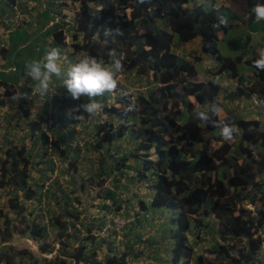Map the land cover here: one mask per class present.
<instances>
[{
    "label": "trees",
    "instance_id": "1",
    "mask_svg": "<svg viewBox=\"0 0 264 264\" xmlns=\"http://www.w3.org/2000/svg\"><path fill=\"white\" fill-rule=\"evenodd\" d=\"M78 1L80 6L72 25L73 39L69 45L72 58L91 55L109 64L112 62L109 53L115 50L123 69L134 70L137 76L151 84L145 92L129 91V96L121 95L127 90L118 92L111 104L106 103L107 92L97 98L103 101L101 114H105L107 119L102 118L92 127L94 140L88 145L93 150H102L106 145L105 150L113 161V167L122 168L111 188H103L101 208L109 210L106 201L110 200L116 202L119 209L121 203L114 198V188L121 186L127 189L129 182L135 178L127 175L128 169H132L139 180L146 179L150 184V207L175 212L177 227L171 236L174 242L169 251L172 264H264V259L259 257V249L264 246V180L259 177L264 173V128L258 120L237 115L212 116L207 122L195 118L197 109L208 111L214 103L221 107L217 97L219 83L195 81L193 78L197 72L193 64L172 50L175 43L184 44L199 36L204 46L202 51L211 53L219 61V69L227 70L231 75L237 74L236 62L222 56L215 45L217 33L230 28L229 20L236 19L237 14L225 5L208 9L202 5L189 7L187 2L190 0H145L144 3L140 0ZM249 3L250 0H247V5ZM55 10L46 8L43 11L45 22L53 18L50 12L55 16ZM221 15L228 18V27L216 28L214 25ZM58 25L54 24L49 31L39 35L32 33V40L21 48L32 49L33 55L22 65L15 64L14 71H0V85L5 87V96L16 92L10 87L19 76L31 82L27 92L35 88V82L25 74V65L40 60L48 48L65 44L63 28L68 24L61 21ZM60 26L62 28L57 32L55 28ZM106 29H117L122 34L105 38ZM16 32L25 40L31 35L25 28ZM47 34L52 37L49 44L45 40ZM256 59L258 56L247 62L253 64ZM9 64L12 66L11 60ZM256 76L258 79L253 85L264 96V71L257 69ZM10 81L11 84L8 83ZM189 96H193L197 104ZM0 102L3 103L2 100ZM130 102L136 103L140 110L125 113L124 109ZM19 104L22 115L29 116L30 107L26 100H21ZM112 117L118 121L116 125L111 121ZM221 119H226L237 129L232 145L224 143L218 146L217 142L223 138L216 136L218 127L215 123ZM26 128L33 134L39 131L38 135L32 136L35 142L37 139L42 142L40 146L45 147L43 157L47 156L49 138L43 124L31 121ZM50 130L54 133L50 142L52 151L60 162L70 158L71 150L72 154L79 155V148L63 146L61 127L54 124ZM127 133L133 140L130 151L110 154V146L115 139ZM7 137L8 134L4 136L5 139ZM3 154L0 157V187H7V191L11 188V191L7 210L0 208V217L4 218L0 225V245L8 242L14 233L11 218L5 215L8 210H21L24 202L34 196L38 201L43 196L49 199L54 191L47 187L44 189V182L50 176L42 170L41 183L34 179V187L29 184L32 165L24 146L12 145ZM48 162L52 164V159L48 158ZM69 166L71 171L76 170L75 163L71 162ZM48 169L53 173L54 167ZM70 173L72 181L66 182L67 186L59 194L61 201H56L58 211L53 212L48 200L49 208L45 212L47 223L32 220L26 224L27 232L19 231L33 239L41 255H36L29 248L17 249L5 244L0 246V264H19L15 262V257L24 258L27 253L31 258L29 264H129L127 253L109 255L113 248L108 238L95 235L106 225V220L102 216L87 220L79 194L87 193L86 182L84 179L77 180ZM88 174H91L92 180L95 173L90 171ZM122 178L124 183L118 184ZM104 182L105 179H101L96 185ZM89 183L92 185V182ZM19 191L24 201L17 204ZM139 203L145 209L144 201ZM248 204H252L254 209L248 208ZM211 219L217 221L221 243L214 244L212 252L215 260L208 261L202 254L196 253L189 235L193 234L195 241L201 239L204 231H210ZM48 227L58 229L52 238L59 244V250L51 257L43 255L52 252L55 247L53 240L47 241L50 235ZM103 248L106 253L104 258L99 259L98 252Z\"/></svg>",
    "mask_w": 264,
    "mask_h": 264
},
{
    "label": "clouds",
    "instance_id": "2",
    "mask_svg": "<svg viewBox=\"0 0 264 264\" xmlns=\"http://www.w3.org/2000/svg\"><path fill=\"white\" fill-rule=\"evenodd\" d=\"M49 1H50V3L48 4L46 2V0H4L5 11L2 14H0V17H1V15H6L8 23L5 25V28L3 29V32H2L3 42H5V41L8 42L7 39H9L11 32H13L17 28L22 27V25L24 28H30L31 25H34L33 22L35 19L37 20L36 21L37 24L34 25L35 27L31 31V33H35L38 35L46 32V31H49L51 28H53L54 24L55 25H57V24L61 25V21H63L64 24H68L69 26L66 25L63 28L65 30V31H63L65 33V39H64L65 44L64 45H60V47H59V45L56 44L57 46L50 47L45 51V54H44L42 59L33 60V61L26 63L25 74L32 81L35 82V88L32 89L30 92H27L26 88L31 86V82L26 81L24 78V81L26 82V83H24L26 85L25 91L24 90L19 91V88H15V86L13 85L10 87V89L14 88V89H16V92H14L10 96H5L4 95L5 87L0 85V100L3 101V103L0 102V105L3 106L7 101H9L11 99L12 101H10V104L8 106V107H11V114H13L14 109H18L20 116H21L19 118L22 119V123L25 122L26 126L31 121H36L40 124H43L44 130H45L48 138L50 137L49 135L52 134V136L49 138V143L47 144L46 148H47V152H48L47 156L53 159V157L57 158L58 156L56 154H54L52 151V145L50 144V142L52 140V137H54V133H53V130L51 131L50 129L51 128L53 129V125L55 124V125L61 127V130L63 132L62 135L64 133L66 134V132L63 130V126L58 123V121H62V120H60L59 116H57V114H56V113H59L58 112L59 110L64 111V113L67 117L73 119V124L83 126V121H85L86 119L89 118V120L86 121V125L88 123H93V126H94L95 124H98L101 121L102 118H100V117H101V115H103V114H101V112L104 109L103 101L100 102V100L97 99L98 97H103L104 94L107 92L108 97H107L106 103L111 104L112 102H114V99L116 98V95L118 92H122L124 90H127V91L122 92L121 95L129 96L130 95L129 91L145 92L148 88L151 87V84L150 83L147 84V81L145 79H141L140 76H137V74L134 70L133 71H127V70L123 69L122 61H121V59L117 58V54H116L115 50H113L109 53V55L112 57V62L109 64L105 63V61L103 59H98L97 57L91 56V55H85V56L79 58L78 60H75L76 57H74V59H73L72 56L70 55L71 54L70 50H72V49L70 48L69 45L73 39V37L71 36V34L74 30V28L72 29V25L76 19V15H77V12L79 10V6H80L79 1L78 0H72V2L76 3L78 6L76 8V13H75L72 20L66 21V19L63 18L64 16L63 17L59 16L57 10H55V12H56L55 16H53V14L50 12V17H53V18H50L47 22H45V20L43 18V11L46 8H55L58 5L63 6V2L66 0H49ZM209 1H210V7H220L221 5H225V6L229 7V5H228L229 1L228 0H209ZM33 2H37V4L33 3ZM144 2H145V0H140V3H144ZM226 2H227V4H226ZM187 5L189 7H191L194 5H202V4H197L194 2V0H190L189 2H187ZM205 9H208V8H205ZM232 12L236 13L233 10H232ZM237 17L234 20H236L238 22L240 21V19H242L243 21H251V22H254L256 24L259 23L260 21H264V0H250L249 5H247V0H246L245 1V8L242 10V14H240V16L237 14ZM253 24H251L247 29L250 33L257 31L256 29L253 28V26H252ZM232 25L233 24H231L230 26H232ZM214 26L216 28L228 27V18L223 16V15L219 16L217 18V22ZM60 28H62V26L56 27L55 29L58 32V30ZM55 29H53V30L55 31ZM219 32H223V31H219ZM218 33H217V36H218ZM120 34H122V33H120L117 29L115 31H113L111 29H106L104 31L105 38L115 37L116 35H120ZM68 35L70 36V40L67 42L66 38ZM51 39H52L51 35L47 34L45 37V40L48 42V44L51 43ZM192 42L193 43L197 42V47L199 45L201 46V51H199V52L209 54L210 57L215 61V58L211 55V53L202 51V48H204V46H203L202 40L199 36L195 37L191 41H188L184 44L175 43L173 45V47L178 45V46H183V49H184V47L187 43H192ZM262 45L260 46V48L257 49L258 53H254L251 55L250 58H245V60H244L245 63L251 65L253 68L251 70L252 74H251L250 80L243 79L239 75L237 68H236L237 74L235 73V75L229 74V72L227 70H220L219 69L220 63L217 60L216 61L219 63L218 66L215 62L212 64V66H209L208 65L209 64L208 59L205 60L204 75L198 76L196 64L192 63L194 68L196 69V72H197V75L193 78L195 81L206 82L208 80H211V81H215V82L219 83L220 88H219V92H218L217 97H218V100L221 104V107L215 103L212 104L210 106V108L208 109V111H204V110H200V109L195 110V112H194L195 118H197L201 121L207 122V121L211 120L212 116H218L219 118H223V117H226L227 115L230 114L232 116L237 115L239 117L246 119L244 117V115H242V113H240V109H241V107H244L245 102L247 103V105H251L254 108H257L259 110L264 111V105L261 103V101H264V96L261 95L259 93V91H257V89L253 85L254 84L253 82H255L258 79L256 76V70L259 69L261 71H264V47H262ZM1 46L4 50H6V49L8 50V48H9V47L5 48L3 43H1ZM173 47H172V50H173ZM175 53L178 55L177 52H175ZM62 54H63V58H62ZM196 56H197V58L202 59L200 56H198V55H196ZM254 56H258V59L254 60V62H253L254 65L251 63H248L247 60L251 59ZM64 58H66V60L70 59V64L68 66H65L63 64L62 59H64ZM197 62H201V60L200 61L197 60L196 63ZM14 68L15 67H11L10 69L14 70ZM120 71H123L128 76L131 75L133 84L130 86L124 85L126 87L123 86L122 89L118 90L117 87H118L119 82L116 78V74ZM248 71H246V73ZM216 75H220V81H216L213 79V77ZM229 89L233 90L232 93H236L237 97L242 96V95H246L248 98L244 96V100H245L244 102H242V103L237 102L236 104H230V102H229L230 100L227 98L229 93H230V92H227ZM35 94H38L39 96L36 97ZM231 94H230V97L232 98ZM82 97L86 98V102L79 103L77 105H75V103H73V104L71 103L72 105L70 104V106L65 104V103L64 104L61 103L62 101L67 102L68 99H71V98L74 100H80ZM189 99L191 101H193L195 104H197V101L195 100V98L193 96H189ZM224 99H226L227 101L224 102ZM21 100H26V103L29 105V107H30L29 116L24 117L22 115L21 107L19 104L21 102ZM55 102H57V103H55ZM52 105L54 107H52ZM63 105H64V107H63ZM116 105H118V104L116 103ZM2 106H0V109L2 108ZM38 106L41 109L40 111L38 110L39 109ZM48 106L50 109H49V111H46ZM5 107L3 109H5ZM65 110H67V112H65ZM139 110H140L139 106L136 103H132V102H130L127 105V107L124 109L125 113L138 112ZM5 111H6V109H5ZM98 117H99V119H98ZM103 119H107V118H103ZM255 120H258V119H255ZM111 121L113 122L114 125H116L118 122L117 120H115L114 117L111 118ZM258 121L261 123L260 120H258ZM5 123L6 122L4 121V124ZM22 123L15 124V127L18 128L19 125L22 126ZM261 125L264 128V125L262 123H261ZM215 126L218 127V129H216V136H222V138H223V140L221 139V141H218V146L221 144H224V143H228L230 140H233V141L235 140L236 131H237V129L234 127L235 125H232L226 119H221L215 123ZM67 129L70 132V128H67ZM73 129H74V126H73ZM79 129H80V127H79ZM3 131H4V126H3ZM11 133L12 132L6 133V131H4L1 134V130H0V144H2V146H0V157L4 156L3 152L7 147L14 145L11 142V140L6 139V143L3 142L4 140H2V137H4L7 134H8V136H10ZM91 135H92V133H91ZM127 136H128V138H127L128 141H130L129 144L132 145L133 140L130 138L128 133L122 138H120V137L116 138L115 141H119L121 139L123 141ZM63 140H65V139L63 138ZM93 140H94V138L92 136H89V138L87 139V144H90L91 142H93ZM115 141L110 146L111 147L110 148V150H111L110 154L114 153V152H117L118 154H123V153L128 152L127 151L128 148L130 150V146H129L126 150L120 151V148H118V147H120V145L117 144ZM64 142H65V144H63V146L66 145V146H70L71 148L72 147L73 148H79L77 146V144H74L75 145L74 146V145H71V143H67L66 141H64ZM15 146H17V145H15ZM18 147H20V146H18ZM39 147L41 148V150H40V153L38 152L39 153L38 156L41 159H43V161H45L47 159V156H45L46 158L43 157L45 147H41L40 145H39ZM105 148H106V145L104 146V149L93 150L92 152L93 153L97 152L95 154L100 155V153L103 152L105 150ZM72 151L73 150H71L70 155H72ZM105 152L108 154V151L105 150ZM80 153H81V151H80ZM80 153H79V155H80ZM73 155H74V153H73ZM65 160H69V158L64 159L63 162ZM98 160H99V158H98ZM99 162L102 163V160H99ZM70 164H71V162H70ZM130 164H133V162H130ZM31 165H32V161H31ZM53 165L54 164L52 163V167H53ZM104 166H107V168L105 169L107 171H112V169H113L114 173H115L114 179L118 178V176L120 174L119 171H121L122 168L119 167V168L115 169V167H113L112 159H111L110 164H106ZM132 166H134V164ZM100 167L101 166H97L93 170H91L92 172L95 173V174H93L94 177H95L96 173L99 171ZM30 169H32V168H30ZM129 170H131L133 172L130 176H135L133 181L139 180V178L136 176L135 171L132 169H128V171ZM100 171H102V170L100 169ZM128 171H127V175H128ZM73 172H76V171H73ZM32 179H33V182H32ZM80 179H84V178L81 177ZM49 180H50V178L47 181H45L44 183L48 182ZM35 181L38 183H41L40 180H38V181L35 180ZM35 181H34V178L31 176V180L29 181V184H31L32 187H34ZM120 181L121 182L123 181V183H124L123 178L120 179ZM133 181H130V182H133ZM111 184L109 185L110 188L112 186ZM90 186H92V185H90ZM106 187H108V186H106ZM118 187H120V186H118ZM6 188L0 187L1 190H6V193H8ZM44 189H46L45 184H44ZM116 189L117 188H114V191L116 193L114 198H115V200L117 199L119 203H121V205H120V207H121L123 205V202L121 199L118 198L120 194ZM151 195H152V190H150V196L147 198V200L142 199L144 201V204H145V209H142L141 205L139 203V214H141V216H143V217L145 216V220H147L148 223L151 221V217H150L151 212H154V211L165 212V210L167 209V208H161V209L151 208L149 205L150 200H151ZM43 198L46 199L45 196H43ZM100 199H101V203H102L103 195L100 197ZM41 201H42V198H41ZM41 201H38V202H41ZM109 201L110 200H107L106 203L108 204ZM51 202H53V201H51ZM6 205H7V201L5 202L4 205H2V206H4V208H6L5 210H7ZM248 205H247V207H248ZM0 208L3 209V207H0ZM108 209H109V204H108ZM119 209H117V210H119ZM46 210L42 211V213H40V214H37V215L35 214L33 219L28 218V219L24 220V227L21 228L19 231L25 230V232H27L26 224H27V222L30 223L32 220H36L35 216L38 217L39 219H42L41 221H38L40 224H43V223L46 224L48 221L46 218V214H45ZM103 210L105 211V213L109 212V210L106 211L105 209H102V211ZM5 215L7 216V214H5ZM101 216L104 217V219L106 220L105 214H103ZM8 217H10V216H8ZM213 220H215V219H211L210 222ZM107 223H108V221H106V225H107ZM126 223H127V220L124 218L116 219V225L119 226L120 228H122ZM211 224H214V222H211ZM106 225L102 229L98 230V232L95 233V235L99 236L100 238L106 237V238H108V240H109V237H111V236L115 238V234H113V232L109 228H106ZM106 229L108 230V232H110L108 234H111V235H109V237H107L108 234L107 235L101 234L102 231H105ZM19 231H18V233H19ZM204 232H207V230ZM21 235L27 236V234H21ZM172 236H173V234H172ZM27 238L32 240V242L34 243V246H37V244L33 241V239L31 237L27 236ZM8 242L2 243L1 245H5V244L9 245ZM173 242H174V239H173ZM58 245L59 244L57 243V246ZM172 245H173V243H172ZM172 245H171L170 250L172 249ZM111 246H112V243H111ZM127 247H131V246L128 245ZM112 248H113V251L109 252V255H113V254L114 255L115 254L120 255L122 253H125L124 251H121V252L116 251L114 245L112 246ZM131 249H132V247H131ZM263 249H264V246L259 249V253L261 254V255H259V257L264 259V256L262 255ZM37 252H38V250H37ZM102 253H103V255L100 257L97 256V258H99V259L104 258V255L106 253L105 248H103L101 251L98 252V254H102Z\"/></svg>",
    "mask_w": 264,
    "mask_h": 264
},
{
    "label": "rangeland",
    "instance_id": "3",
    "mask_svg": "<svg viewBox=\"0 0 264 264\" xmlns=\"http://www.w3.org/2000/svg\"><path fill=\"white\" fill-rule=\"evenodd\" d=\"M46 2L48 4L50 3L49 0H46ZM194 2L197 4H202L205 8L210 7L209 0H194ZM77 7V4L72 2V0H66L63 2V6L58 5L55 8L59 16H64L63 18H65L66 21H70L73 19ZM236 10L239 13H242L241 9ZM229 23L233 25L225 32L218 33V39L216 40L215 45L222 56L230 57L236 62L235 64L239 75L245 80H250L252 74L251 70L253 68L251 65L245 63L244 60L245 58H250L252 54L258 53L257 49L260 48L262 44V47H264V21H260L256 24L251 21H243L242 19H240L239 22L231 19L229 20ZM251 24H253V28L257 30L256 32L250 33L247 30ZM34 27V25H31L30 28L34 29ZM66 39L68 42L70 40V36L68 35ZM173 50L174 52L178 53L180 58H184L185 60L196 64L198 76L204 75L206 59L209 60V66H212L214 62L217 64V66L219 65V63L216 60L214 61L209 54L199 52L201 51V46L199 45L197 47V42L187 43L184 49L183 46L177 45L173 47ZM196 55L200 56L202 59L197 58ZM75 57V60L79 59L77 56ZM197 60H201V62L196 63ZM62 62L65 66H68L70 64V59L66 60V58H64L62 59ZM246 71L248 72L246 73ZM116 78L119 82L117 87L118 90L122 89L124 85L130 86L133 84L132 76L126 75L123 71L118 72L116 74ZM213 79L220 81V75L214 76ZM25 87V84L18 87L19 91H25ZM83 102H86V98L82 97L80 100H74L71 98L68 99L66 104L70 105L71 103H75V105H77ZM4 107L5 104L0 110H2ZM52 107L54 106L52 105ZM49 109L50 108L48 106L46 111H49ZM38 110L40 111L41 109L39 108ZM58 112L59 113L56 114L59 116L60 120H62L58 121V123L63 126V130L66 132V134H63V138L65 139L64 141L71 143V145L77 144L81 153L79 156H75L73 154L70 155L69 160H65L64 162H60L58 157H53V159L51 158L52 163L54 164L53 173H50L48 169L50 166H52L51 162H45L50 157H47V159L43 161V159L38 156L41 150L39 145L42 142L38 139L37 142H35V138L32 135H38L39 131H36V133L33 134L31 131H29V129L26 128L25 122H23L21 129L15 127V131L7 137L14 145H23L25 152L29 154V160L30 162L32 161V169H30L29 174L38 181L41 170L46 172V174L50 175V180L44 183L45 188L47 187L48 189L50 188L51 190H54L52 191L53 194H50L49 199L42 197V201L38 202L36 199L37 196H34L31 200L24 202V207L22 209L20 208L21 210L16 212L8 210L7 216H10L14 229V233L8 244L14 246L17 249L29 248L34 253H36V255H41V253L37 252L38 247L34 246L32 240L28 239L25 235L19 234L18 231L24 227V220L28 218L33 219L35 214L37 215L42 213V211L46 210L47 207L49 208L50 206L52 210L54 209L53 212L55 213L58 211L55 208L58 207L56 201H61L59 200V197H61L59 194L67 184L66 182L69 181L70 183L72 181L70 180V172H72L77 180H80V178L83 177L86 182L85 190L87 193L82 192L79 194L83 202L82 208L86 211L85 215L87 220L92 221L94 216L98 217L105 214L106 221H108L106 228H109L113 234H115V238L111 236L109 237V240L112 243V246H115L116 251H124L128 254L127 261L129 264H172L170 259L171 252L169 251L173 243L171 236L175 233L177 227V222L176 220L174 221L175 212L171 209H166V213L157 211L151 212V221L149 223L147 220H145V216L143 217L141 214H139V201L142 199L147 200V198L150 196L149 182L146 179L129 182L127 189H123L121 186L117 187L116 190L120 194L118 198L122 200L123 205L119 207V210H117L116 202L109 201V212L105 213L104 210L102 211L100 197L104 194L103 188H106V186H109L114 181V170L111 168L112 171H107L105 170L107 166H104L106 164H110L111 158L105 152V150L101 152L100 155L95 154L97 152L93 153V149L87 144V139L89 136H91L93 127V123H88L86 125V121L89 120V118L83 121V126H79L73 124V119L67 117L64 111L59 110ZM65 112H67V110H65ZM100 118H107V116L101 115ZM67 128H70V132ZM3 132L4 131H1V134ZM213 132L215 133V131ZM49 136L51 137L52 134ZM127 138L128 136L123 141L122 139L115 141L120 145V147H118L120 148V151H124L130 146V141H128ZM2 140H4L3 142L6 143V139L4 137H2ZM233 143L235 142L230 140L227 144L232 145ZM127 151H130L129 148ZM98 158L99 160H102V163L99 162ZM70 162L76 164V170H74L76 172L71 171L69 166ZM97 166H101L100 169L102 171L99 169L95 177L91 180V174L88 173ZM132 173L133 172L129 170L128 176H130ZM101 179H105V182L102 185L97 186L96 182ZM89 182H92V186H90L91 183ZM122 182L118 184H122ZM10 191L11 188H9L8 193H6V190H0V207H3L4 210L6 208H4L2 205L8 201ZM67 192H69V190H67ZM18 193L19 196L17 198V204H19L20 201H24L21 192L19 191ZM47 200H49V206L47 205ZM248 207L254 209V206L251 204H249ZM35 218L37 221L42 220L36 216ZM118 218H124L127 220V223L122 228L116 225V219ZM3 220L4 218L1 216L0 225L2 224ZM211 222H214V224H211V231L203 232L201 239H196L195 241L194 238L196 237H194L193 234L189 235V240L195 247L196 253L202 254L203 257L208 261L215 260L214 253L212 252V247L214 244L216 245L217 243H221L217 233V221L213 220ZM48 230L50 235L47 241L52 242L53 240V242H55V247L52 252L43 254L45 257H51L59 250V245L57 246L56 240L52 238L53 233H56L58 229L49 227ZM108 233L110 232H108L106 229L105 231H102L101 234L107 235ZM128 245L131 246L132 249L131 247H127ZM102 255L103 253L98 254V257ZM262 255L264 256V250L262 251ZM29 256V253H27L26 257L24 258L17 256L15 257V262L19 264L20 262H27V264H29V262H31V258Z\"/></svg>",
    "mask_w": 264,
    "mask_h": 264
},
{
    "label": "crops",
    "instance_id": "4",
    "mask_svg": "<svg viewBox=\"0 0 264 264\" xmlns=\"http://www.w3.org/2000/svg\"><path fill=\"white\" fill-rule=\"evenodd\" d=\"M229 1V7L236 12L239 16L242 13H239L236 9H241L243 10L245 8V1L246 0H228ZM36 3L37 2H33ZM5 11V7H4V0L0 1V14H2ZM36 19L34 20L33 24L36 25ZM8 23V20L6 18V15H1L0 17V71H4V72H10L12 71V69H10L11 67H16L15 64H19L22 65L23 62L25 61V59H27L29 56L33 55V50L29 49L24 50V48L22 49L21 47L23 46V44H27V42L29 40H32V33L31 31L33 30V28H25L27 29L31 35H29L28 38H26V40L18 35V33L16 31H18V29H23V25L20 28L15 29L13 32H11L10 37L7 41L3 42V29L5 28V25ZM2 35V36H1ZM1 43H3L5 48H8V50H4L1 46ZM43 58V57H42ZM41 58V59H42ZM12 61V66L11 64H9V61ZM14 71V70H13ZM253 80V79H252ZM9 84H11L12 82H8ZM24 83H26L24 81V78L19 76L17 81L15 83H13V85L15 86V88H18L20 86H22ZM233 90H228L227 92H230L228 95V99L230 100V104H236L237 102H244V96L247 97L246 95H242L237 97L236 93H232ZM232 93V94H231ZM230 94L232 96V98L230 97ZM248 98V97H247ZM241 100V101H240ZM10 101H12L11 99L9 101H7L5 103V109H2L0 111V130L3 131V126H4V131H6V133L9 132H14L15 131V124H19L22 123V119L19 118L20 113L18 109H14L13 114H11V107H8L10 104ZM227 100L224 99V102H226ZM12 106V105H11ZM240 113H242V115H244V117L246 119H258L261 121V123L264 125V111L259 110L257 108H254L251 105H247V103L245 102L244 107H241L240 109ZM4 121L6 122L4 124ZM21 125H19L18 129H21ZM0 146H2V144H0ZM261 180H264V173L259 175ZM1 190V189H0ZM264 250V249H263Z\"/></svg>",
    "mask_w": 264,
    "mask_h": 264
},
{
    "label": "built area",
    "instance_id": "5",
    "mask_svg": "<svg viewBox=\"0 0 264 264\" xmlns=\"http://www.w3.org/2000/svg\"><path fill=\"white\" fill-rule=\"evenodd\" d=\"M261 103L264 105V101H261Z\"/></svg>",
    "mask_w": 264,
    "mask_h": 264
}]
</instances>
